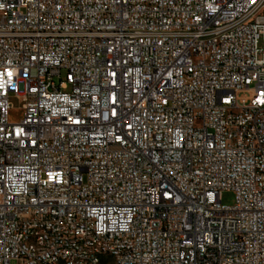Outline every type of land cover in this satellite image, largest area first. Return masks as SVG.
I'll return each mask as SVG.
<instances>
[{
  "label": "built area",
  "instance_id": "built-area-1",
  "mask_svg": "<svg viewBox=\"0 0 264 264\" xmlns=\"http://www.w3.org/2000/svg\"><path fill=\"white\" fill-rule=\"evenodd\" d=\"M68 239L264 264V0H0V264Z\"/></svg>",
  "mask_w": 264,
  "mask_h": 264
},
{
  "label": "bare ground",
  "instance_id": "bare-ground-1",
  "mask_svg": "<svg viewBox=\"0 0 264 264\" xmlns=\"http://www.w3.org/2000/svg\"><path fill=\"white\" fill-rule=\"evenodd\" d=\"M47 233V224H34V231L30 236V252H46V245L40 244L41 234ZM64 247L70 248L73 263L83 264H120L110 258L108 252L103 250L101 242L81 243L77 239L64 240ZM91 256V257H89ZM68 254H61L54 264H68Z\"/></svg>",
  "mask_w": 264,
  "mask_h": 264
},
{
  "label": "rangeland",
  "instance_id": "rangeland-1",
  "mask_svg": "<svg viewBox=\"0 0 264 264\" xmlns=\"http://www.w3.org/2000/svg\"><path fill=\"white\" fill-rule=\"evenodd\" d=\"M59 78L61 81H65V72L60 71ZM56 84L59 82L58 78L55 79ZM69 86L67 85V91L69 90ZM9 103L11 106V110L9 113V120L12 122H17L21 116L22 103L19 102V99L15 96L14 93H10L9 95ZM220 201L223 205H232L234 203V193L230 190H225L221 192Z\"/></svg>",
  "mask_w": 264,
  "mask_h": 264
}]
</instances>
